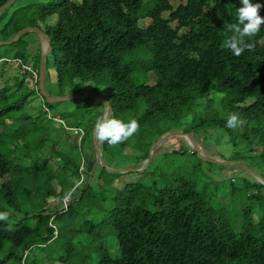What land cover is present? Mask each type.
Masks as SVG:
<instances>
[{
  "label": "trees",
  "instance_id": "trees-1",
  "mask_svg": "<svg viewBox=\"0 0 264 264\" xmlns=\"http://www.w3.org/2000/svg\"><path fill=\"white\" fill-rule=\"evenodd\" d=\"M5 1L0 0V5ZM252 2L264 5V0ZM240 6L239 0H178L175 8L169 0H47L34 4V9L17 7L5 20L7 8L2 10L0 40L25 26L40 28L50 41L45 68L49 62L59 86L75 79L92 81L105 73L110 92L103 97L112 109L110 116L125 123L136 119L140 128L123 143L101 142L102 154L129 148L135 161H142L150 144L169 130L160 128L161 122L176 128L185 122L181 130L193 134L213 125L234 134L233 143L239 144L233 151L235 160L252 163L264 178V25L255 36L245 37L254 47L241 56L221 47L232 35L227 25L237 23ZM259 14L264 18V7ZM48 17L53 22H47ZM144 19L148 23L140 26L138 21ZM21 42L18 37L10 45ZM22 47L11 58L18 60L25 74ZM39 57L40 53L29 66L36 72ZM149 72L155 77L152 84L144 82ZM22 82L23 78L18 85ZM33 88L38 94L37 80ZM6 90L0 88V98L6 97ZM213 91L222 94L229 113L244 121L243 133L228 128L222 117H195L198 101L207 103ZM22 102L0 106V212L9 214L0 221V252L9 245L0 264L13 256L23 264L33 246L59 241L67 224L57 227L53 220L79 219L72 203H79L89 187L81 144L91 136L96 119L86 117V109L75 105L57 117L62 123L54 120L59 125L53 126L43 121L41 110L34 116L17 114ZM41 102L46 109L55 103L42 97ZM65 127H78L82 134ZM70 134L78 142H70ZM99 171L98 177L109 173L103 167ZM73 179L78 184L83 180L79 193L65 206L50 210L48 200H60L73 191ZM223 189L229 199L244 202L237 208L228 202L222 205L206 182L200 184L186 175L159 186L136 181L113 188L105 216L94 220L86 217L88 211L82 212L79 227L68 229L66 248H71L72 236L85 230L86 247L96 251L93 264H264V185L239 176L223 181ZM104 224L112 232L117 256L104 247ZM64 257L67 254L56 259Z\"/></svg>",
  "mask_w": 264,
  "mask_h": 264
},
{
  "label": "rangeland",
  "instance_id": "rangeland-1",
  "mask_svg": "<svg viewBox=\"0 0 264 264\" xmlns=\"http://www.w3.org/2000/svg\"><path fill=\"white\" fill-rule=\"evenodd\" d=\"M46 1L47 0H14L12 4L7 7L3 20H5L9 13L17 7L29 5L30 9H34V4H39L42 2L45 3ZM72 1L77 2L78 0ZM169 2L171 6L175 8L178 0H169ZM162 17L166 18L167 13H162ZM53 20V17H48L47 22H53ZM138 23L140 26H145L148 21L144 19L139 20ZM169 25L171 27H174L175 22L170 21ZM20 39L22 41L20 44H23V47L20 44L18 45V43H14L13 45L5 44L0 46V88H2L3 86L7 88L4 93L6 97L0 98V106H5L11 104L12 102L14 103L18 100H22L24 102H22V105L18 107L17 114L27 113L31 116H34L38 113L39 110H41L44 113L43 121H47V124H52L53 126L59 125L57 124V122H54V120L62 123V121H59L57 117L64 111H70L75 105H81V107H84V109H86L85 116L92 120H95L102 115L104 111L103 104L91 98L63 100L55 102L52 106H48L47 109L43 107L41 96L39 95V93H35V90L33 88L30 73L26 71V73L23 74L21 72L20 65H18V62L15 59L11 58L12 53L16 49L22 47V52H24L25 58L22 62L31 67V65H33V63L36 61L37 54L41 53L43 49V37L41 35H38V33L34 31H27L20 36ZM21 78H23V82L21 85H18V81ZM141 79H143V76H138V80ZM154 81L155 77L153 73H147L144 82L147 84H152L154 83ZM63 82L60 86L56 83L53 67L48 62L45 68L43 86L50 96L83 93L107 96L110 92V87H106L108 81L105 73H102L98 78H95L92 81L80 82L79 80L75 79L72 82ZM221 96L222 94L220 92L213 91L210 92V100H208L207 103H205L204 100H199L198 104L200 105L197 108L195 117L209 119L211 116L216 115L227 120L229 112L227 111L225 106L222 105L223 101L221 100ZM46 118H49V120H47ZM6 122L10 123L11 121L6 120ZM184 123L185 122H182L180 127L177 129L181 130V127L185 125ZM159 126L162 129L167 127L168 129L176 128L170 126L169 123L164 121L161 122ZM0 130L2 131L3 127H0ZM233 130H235L238 134L243 133L242 126H239ZM189 132H192V136L194 135V142L196 143L198 149L202 154L218 158L220 160H235V158L237 157L233 153V151L237 150L239 144L236 145L233 143L236 140L234 139V134L231 133V135H227L226 132L222 131L221 128L213 125H204L203 127L199 128L195 134H193V131ZM52 134L53 133L51 132L50 135ZM247 134L248 133H245V135ZM68 138L70 142H78V139L75 135L70 134ZM96 142L100 150L101 142H98L97 139ZM240 143L244 144L243 142ZM49 149L50 145L46 143L45 151ZM183 150H185V152H183ZM190 152L191 148L183 137L171 136L152 150L149 163L141 171L123 173L102 172L98 177V174L100 173V167L96 165L88 183L89 187L83 194L82 200L79 203H72V207L78 209L77 212L79 213V219H82L80 218V214L82 212L88 211L86 212V217H90L94 220H99L105 216V210L110 203V195L112 194L113 188L120 189L125 184L136 181L147 182L148 184L155 182V185L159 186L169 182L171 178L180 175H186L190 179L196 180L200 184L206 182L210 189H212V197H215L216 201L218 200L222 205L225 202H228L227 204L230 207H239V205L242 204L244 200H240L237 202V198L233 197L229 199L226 191L223 189V181L239 176L247 178L249 180L257 181V179L244 170L240 169L236 165H218L213 163L209 164L210 162L200 160L196 157V155H192ZM100 153L107 168H139L143 164V160L135 161L133 155L131 154L132 151L129 148H124L121 153L102 154L101 150ZM80 157L82 158L84 164L83 168L86 169V173L89 174L90 168L95 159L91 143V136L86 137L82 142ZM54 160L56 162H59L57 159H50L49 162H53ZM242 161H244V159ZM249 165L251 166V168L257 171V168L252 165V163H250ZM86 173H84L83 178L86 177ZM112 177L113 179L111 180V183L107 185L106 182L110 181ZM1 181L2 179H0V182ZM82 182L74 187V191L71 190L72 195L69 199H72L79 193ZM53 185L55 186V190H57L56 184L54 182ZM67 200L65 199V196L60 200L49 199L48 202L50 205V210H52L51 208L55 209L59 208L61 205L63 206V202L65 205V203H67ZM76 218L70 219L69 221L62 218L54 219L53 222L57 227L61 226L62 224H67V226L62 229V238L59 241L45 244L44 247L33 246L30 250H28L23 264H43V262L44 264H93V262H95L97 258L96 251L94 249H89L86 247L87 239L89 236L87 235L85 230H80L74 236H72L71 248H66L65 240L68 237V229L70 227H79L78 223L81 220ZM102 227L105 233V237L103 238L104 247L107 249L111 256H117L118 250L112 232L110 231L107 224H104V226ZM8 248L9 245L8 243H6V245L0 252V258L6 253ZM65 254H67V257H64L62 261L56 259L58 255L64 256ZM45 257H47V259ZM5 264L19 263L18 260L13 256L9 258L5 262Z\"/></svg>",
  "mask_w": 264,
  "mask_h": 264
},
{
  "label": "clouds",
  "instance_id": "clouds-1",
  "mask_svg": "<svg viewBox=\"0 0 264 264\" xmlns=\"http://www.w3.org/2000/svg\"><path fill=\"white\" fill-rule=\"evenodd\" d=\"M240 7L237 12V23L227 25V32L232 35L228 36L222 43V48H227L236 57L242 55L245 49L252 50L254 45L245 42V37H253L264 25V18L259 14L261 7L260 3H253L252 0H239ZM244 121L239 119V116L234 113H229L227 116L226 126L235 129L243 125ZM140 125L136 119H130L127 123L120 119L112 118L108 112L98 117L95 121L94 131L98 142H107L110 145H117L127 141L130 137L139 131ZM73 183L78 185V181L73 179ZM74 191V189H73ZM72 192L66 194L65 199H69ZM7 212H0V221L8 219ZM8 230H12V226H8Z\"/></svg>",
  "mask_w": 264,
  "mask_h": 264
},
{
  "label": "water",
  "instance_id": "water-1",
  "mask_svg": "<svg viewBox=\"0 0 264 264\" xmlns=\"http://www.w3.org/2000/svg\"><path fill=\"white\" fill-rule=\"evenodd\" d=\"M13 1L14 0H6L5 2H3L0 5V12L2 10H4L5 8H7ZM27 31H34V32L40 34L44 40V46H43V49L40 53L38 68H37V89H38L40 96L42 98H44V100L48 103H53V102H58V101H63V100L78 99V98L95 99V100L101 102L104 106V111H103L102 115H104L105 112H108L109 115H111L112 109L109 105V102L106 98H104L101 95L83 93V94H73V95L50 96L46 92V90L43 86V81H44V76H45L46 55L50 51V41H49V37L45 33H43V31L40 28L34 27V26H25L23 28H20L13 34V36L11 38H9L7 40H0V46L5 45V44H10L11 42L15 41L18 37H20L23 33L27 32ZM171 136L183 137L186 140V142L188 143V145L190 146L191 151L194 152L196 157L199 158L200 160L210 162L213 164H218V165H221V164H223V165H236L240 169L244 170L245 172H247L248 174H250L251 176L256 178L261 184L264 185V178L258 172L254 171L251 167L244 164L242 160H220L218 158L206 156V155L202 154L200 152V150L198 149V146L194 142L192 132H184V131L177 129V128L167 130L166 132L161 134L156 140H154L150 144L148 151H147V157L143 160V164L139 168H132V167L122 168V169L107 168L104 164L100 150H99L97 142H96L94 126L91 128V143H92V148H93L95 159H94L93 164L90 168V171H89V174L87 177V181H89L90 176H91L94 168L96 167V165L103 167L109 173H123V172L141 171L150 161L152 150L156 146L160 145L165 140L170 138Z\"/></svg>",
  "mask_w": 264,
  "mask_h": 264
},
{
  "label": "built area",
  "instance_id": "built-area-1",
  "mask_svg": "<svg viewBox=\"0 0 264 264\" xmlns=\"http://www.w3.org/2000/svg\"><path fill=\"white\" fill-rule=\"evenodd\" d=\"M17 62H18V60H17ZM18 64H19V62H18ZM22 69H26V70H28L31 73L32 84L33 85L36 84L37 72L35 70L31 69L29 66H26V65H22ZM65 128L71 129L72 133L79 134V136L82 134L81 129L78 128V127H65ZM65 205H66V203H65ZM65 205H64V202H63V206H65ZM54 233H55V231H54ZM24 255H25V251L22 253V256H24Z\"/></svg>",
  "mask_w": 264,
  "mask_h": 264
},
{
  "label": "crops",
  "instance_id": "crops-1",
  "mask_svg": "<svg viewBox=\"0 0 264 264\" xmlns=\"http://www.w3.org/2000/svg\"><path fill=\"white\" fill-rule=\"evenodd\" d=\"M38 35H40V34H38Z\"/></svg>",
  "mask_w": 264,
  "mask_h": 264
}]
</instances>
